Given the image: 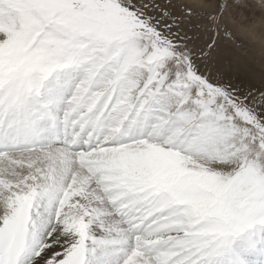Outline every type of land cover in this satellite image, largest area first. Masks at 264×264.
Wrapping results in <instances>:
<instances>
[{"label": "rangeland", "instance_id": "1", "mask_svg": "<svg viewBox=\"0 0 264 264\" xmlns=\"http://www.w3.org/2000/svg\"><path fill=\"white\" fill-rule=\"evenodd\" d=\"M0 11V117L36 129L21 106L32 123L42 100L58 121L104 114L109 135L144 134L0 156V264H264V0H0ZM24 68L26 95L11 100L6 82ZM122 211L157 224L131 236Z\"/></svg>", "mask_w": 264, "mask_h": 264}, {"label": "bare ground", "instance_id": "2", "mask_svg": "<svg viewBox=\"0 0 264 264\" xmlns=\"http://www.w3.org/2000/svg\"><path fill=\"white\" fill-rule=\"evenodd\" d=\"M3 9V8H2ZM3 10H5V9H3ZM2 10V11H3ZM1 12V11H0ZM1 14V13H0ZM2 17V16H1ZM0 17V18H1ZM134 47V48H133ZM131 49H129V52H128V58H126L125 60H127V59H134V58H136V57H138V51L135 49L136 48V46H133ZM10 49H12V48H10ZM9 50V49H8ZM8 50L7 49H3L2 51H0V55H1V57H0V59L3 61L4 60V56H3V54H5V53H7L8 52ZM128 61V60H127ZM28 68H24V69H22V70H19V71H17V72H15L16 73V75H15V77H10L9 79V81L8 82H6V85H7V89H9L8 90V95H9V97L8 98H11V100L12 99H14L15 97L14 96H18L19 98H20V96L22 97V98H24L25 97V95H26V93L23 91V89H25L24 87L26 86V84H27V80H28V78L30 77V70H27ZM255 69V68H254ZM253 69V70H254ZM255 70H257V69H255ZM117 75V74H116ZM5 77V76H4ZM3 80V79H2ZM12 83H11V82ZM254 88V87H253ZM21 89H22V91H21ZM124 91V90H123ZM1 92V91H0ZM125 93V92H124ZM61 96H62V94H60ZM3 96V95H2ZM148 97V96H147ZM10 100V99H9ZM127 100V99H126ZM132 102V101H131ZM146 102V101H145ZM133 103V102H132ZM144 103V102H143ZM16 105V104H15ZM105 105V104H104ZM144 105V104H143ZM2 108V107H1ZM24 108V109H23ZM89 109V108H88ZM123 109V108H122ZM23 110V111H22ZM120 110V109H119ZM109 111V110H108ZM17 112V111H16ZM30 112V111H29ZM21 113L23 114V115H25V120H27L28 121V123H27V125H28V127L29 126H33V124L29 121V118H30V116H29V114H28V112H27V108L26 107H22L21 106ZM107 113V112H106ZM6 115V114H5ZM24 118H22L23 120H24ZM117 118V117H116ZM114 119V118H113ZM21 121V120H20ZM101 123V122H100ZM131 126V125H130ZM149 126V125H148ZM114 128V127H113ZM145 128H146V125H145ZM115 129V128H114ZM32 130H34L35 131V129H32ZM37 131H40L39 129L37 130ZM183 142V141H182ZM178 145V144H177ZM156 215V214H155ZM154 231V230H153ZM148 233V232H147ZM155 235V234H154ZM140 241V240H139ZM150 250V249H149ZM252 250H255V253H252L251 251ZM254 252V251H253ZM260 252H262V257H261V260H262V258L264 257V251L262 250V251H260ZM259 252H257V250L256 249H254L253 247H251V245L249 244V245H247L246 246V248H245V255H246V257H248V258H256L255 256H258L257 254H258ZM253 260V259H252ZM254 260H256V259H254Z\"/></svg>", "mask_w": 264, "mask_h": 264}]
</instances>
